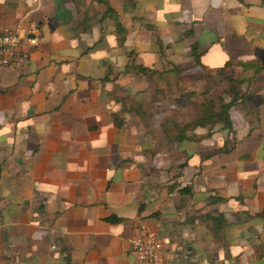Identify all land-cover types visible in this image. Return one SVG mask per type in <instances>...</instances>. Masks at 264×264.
I'll return each instance as SVG.
<instances>
[{
	"label": "crops",
	"instance_id": "crops-1",
	"mask_svg": "<svg viewBox=\"0 0 264 264\" xmlns=\"http://www.w3.org/2000/svg\"><path fill=\"white\" fill-rule=\"evenodd\" d=\"M107 2L123 44L96 0H0V29H41L0 66V264H140L142 225L171 239L164 264H264V0ZM212 78L232 131L180 143L168 88Z\"/></svg>",
	"mask_w": 264,
	"mask_h": 264
},
{
	"label": "built area",
	"instance_id": "built-area-1",
	"mask_svg": "<svg viewBox=\"0 0 264 264\" xmlns=\"http://www.w3.org/2000/svg\"><path fill=\"white\" fill-rule=\"evenodd\" d=\"M41 29L32 24L28 36L14 28L0 29V66H25L30 63V53L24 48L25 41L31 45L39 43ZM171 243L168 236L159 234L142 225L138 234L129 238L132 254L140 264H164L165 248Z\"/></svg>",
	"mask_w": 264,
	"mask_h": 264
},
{
	"label": "trees",
	"instance_id": "trees-1",
	"mask_svg": "<svg viewBox=\"0 0 264 264\" xmlns=\"http://www.w3.org/2000/svg\"><path fill=\"white\" fill-rule=\"evenodd\" d=\"M96 1L107 5L106 10L103 13V17H112L115 19L117 31L120 34L119 42L123 44L124 39H125V30L119 21V16L117 12L109 5L107 0H96ZM159 52L161 53V56H164L163 49H160ZM129 68H132L136 70L138 73H142L147 77H151L152 73L156 72L155 70L149 67L136 64L134 54L130 55ZM232 104H233V101H230V102L222 101L220 107L218 108L217 102L214 99H206L204 102L200 104L201 113L197 115V118L194 121H190V122L177 125V128L179 130V133H178L179 142L180 143L184 142V138L186 136L185 134L189 130H194L195 128L199 126L209 127L210 130H212L217 123L222 122L224 128H227L232 131V123H231L230 115H229V111H230ZM210 135H211V131L208 133V136ZM181 166L183 167L184 165H181ZM184 190L185 188L181 189L182 192H184ZM219 200H221V198L217 199V201ZM113 219L114 218H110V220H113Z\"/></svg>",
	"mask_w": 264,
	"mask_h": 264
},
{
	"label": "rangeland",
	"instance_id": "rangeland-1",
	"mask_svg": "<svg viewBox=\"0 0 264 264\" xmlns=\"http://www.w3.org/2000/svg\"><path fill=\"white\" fill-rule=\"evenodd\" d=\"M217 81L218 80L216 78H212L209 81V86H212V88L214 87V89H213L214 91H213V93H210L208 95L202 94L201 91H199V92L198 91L197 92L190 91V92H188V94H185V93L180 94L178 88L176 89V91L171 87L168 88V89H170V92H173V93H170L169 99L171 102H173L176 105V108L171 109V110H170V108H167V110H168V116L167 117L169 119L179 121L180 124L189 122V120L194 121L197 118V115L201 113L200 104L202 102H204L208 97H212V96L215 97L216 95H214V94H216L217 91L224 88L225 85H219L218 83H216ZM161 82H162L161 85H163L164 87L168 85L167 79H164ZM172 83H173V81L170 78L169 84L172 85ZM174 83L176 86H179L181 84V79H178V78L175 79ZM151 98H152V96L150 98H148V96H147V97H144L143 99L146 100L145 102H149ZM162 98H159L160 100H162V102L158 106L166 108L168 101L165 97H164V99H162ZM187 98H189L191 101L190 105L187 104ZM153 108L155 109V106H153ZM151 109H152V107L147 106V112L151 113V111H152ZM163 114H164V112L162 111V113H160V117ZM174 129L178 130V128L174 126V128H172V129L170 128V131L171 130L172 131L169 133H174L175 132ZM207 131L210 132L209 127H208ZM192 132H193V136H195V133L193 130H192ZM164 133H165L164 128H163V130L160 129L159 131H156V133L154 132V134L157 135V138H159L161 140V142H160L161 144L165 143L164 142V136H163ZM167 145H169V144L167 143Z\"/></svg>",
	"mask_w": 264,
	"mask_h": 264
}]
</instances>
